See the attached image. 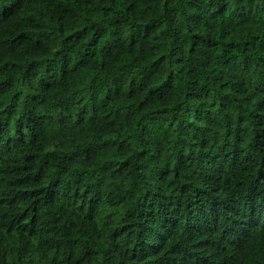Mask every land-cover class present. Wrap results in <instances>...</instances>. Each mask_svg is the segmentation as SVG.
Instances as JSON below:
<instances>
[{
    "label": "trees",
    "instance_id": "16d2710c",
    "mask_svg": "<svg viewBox=\"0 0 264 264\" xmlns=\"http://www.w3.org/2000/svg\"><path fill=\"white\" fill-rule=\"evenodd\" d=\"M0 264H264V0H0Z\"/></svg>",
    "mask_w": 264,
    "mask_h": 264
}]
</instances>
